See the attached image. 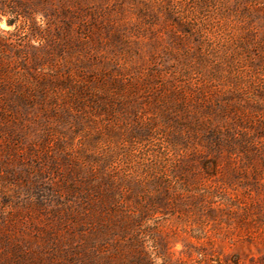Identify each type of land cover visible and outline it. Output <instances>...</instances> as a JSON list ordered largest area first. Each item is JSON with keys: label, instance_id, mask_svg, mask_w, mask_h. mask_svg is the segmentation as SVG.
<instances>
[{"label": "rangeland", "instance_id": "374dc122", "mask_svg": "<svg viewBox=\"0 0 264 264\" xmlns=\"http://www.w3.org/2000/svg\"><path fill=\"white\" fill-rule=\"evenodd\" d=\"M0 264H264V0H0Z\"/></svg>", "mask_w": 264, "mask_h": 264}]
</instances>
